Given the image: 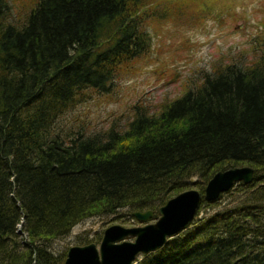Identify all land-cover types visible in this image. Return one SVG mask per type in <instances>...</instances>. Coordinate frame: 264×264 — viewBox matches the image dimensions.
Masks as SVG:
<instances>
[{
  "label": "trees",
  "instance_id": "16d2710c",
  "mask_svg": "<svg viewBox=\"0 0 264 264\" xmlns=\"http://www.w3.org/2000/svg\"><path fill=\"white\" fill-rule=\"evenodd\" d=\"M23 1L0 0V264H63L54 243L79 222L137 224L145 210L155 220L192 187L194 219L135 264H264V42L155 110L133 105L123 125L65 129L66 111L149 52L144 17L156 0ZM245 165L251 183L204 200L213 174ZM225 195L232 204L214 209Z\"/></svg>",
  "mask_w": 264,
  "mask_h": 264
},
{
  "label": "rangeland",
  "instance_id": "374dc122",
  "mask_svg": "<svg viewBox=\"0 0 264 264\" xmlns=\"http://www.w3.org/2000/svg\"><path fill=\"white\" fill-rule=\"evenodd\" d=\"M23 2L16 0V6ZM13 12L23 17L15 7ZM144 18L151 34L146 56L133 71L123 72L110 90L91 91L59 118L58 125L91 132L112 123L123 125L131 117L133 105L155 110L198 83L214 64L255 58L258 50L253 47L264 42V0H156L146 8ZM233 198L225 195L214 209L232 204ZM114 217L103 215L79 222L54 243V249L67 251L97 239L98 245L107 227L140 224Z\"/></svg>",
  "mask_w": 264,
  "mask_h": 264
},
{
  "label": "water",
  "instance_id": "95a60500",
  "mask_svg": "<svg viewBox=\"0 0 264 264\" xmlns=\"http://www.w3.org/2000/svg\"><path fill=\"white\" fill-rule=\"evenodd\" d=\"M253 177L254 170L248 165L217 171L207 181L202 196L207 202L215 201L234 184H249ZM200 199V191L191 188L160 206L155 220H151V210L133 212L139 225L107 227L98 245L90 242L69 247L63 264H135L139 256L158 250L180 233L194 219Z\"/></svg>",
  "mask_w": 264,
  "mask_h": 264
}]
</instances>
